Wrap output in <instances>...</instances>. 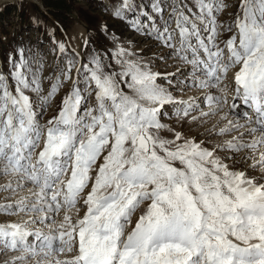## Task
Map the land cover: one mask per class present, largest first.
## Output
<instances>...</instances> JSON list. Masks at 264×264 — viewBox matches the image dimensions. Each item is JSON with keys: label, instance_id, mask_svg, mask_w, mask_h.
I'll return each instance as SVG.
<instances>
[{"label": "snow or ice", "instance_id": "obj_1", "mask_svg": "<svg viewBox=\"0 0 264 264\" xmlns=\"http://www.w3.org/2000/svg\"><path fill=\"white\" fill-rule=\"evenodd\" d=\"M227 7L115 0L113 17L165 50L169 73L119 45L116 70L77 53L45 77L23 49L9 57L0 70V174L28 195L0 204L19 217L0 220L2 264H264V0H239L225 24ZM68 82L42 124L37 105ZM191 87L206 90L208 111L173 94ZM166 106L178 122L220 114L223 126L206 131L222 139L163 122Z\"/></svg>", "mask_w": 264, "mask_h": 264}, {"label": "rangeland", "instance_id": "obj_2", "mask_svg": "<svg viewBox=\"0 0 264 264\" xmlns=\"http://www.w3.org/2000/svg\"><path fill=\"white\" fill-rule=\"evenodd\" d=\"M114 2L115 0H7L0 2V70L7 71L10 67L9 57L16 56L18 58L17 52L20 49L24 50V55L29 60L43 62L45 77L51 74L57 64H65L66 57L74 56L77 53L83 58L82 62H87L88 54H99L105 64H112L113 70H116L111 57L119 45L135 51L137 57L150 60L153 71L162 74L173 72L175 70L173 61L159 59V56L166 55L165 50L158 49L151 38L133 32L129 27L130 19L120 20L113 17L112 5ZM144 2L147 3V0ZM224 3L228 7L219 15V20L227 24L234 19L239 0H224ZM131 15L129 13V16ZM78 28L82 29L80 34H78ZM77 34L79 43L76 42ZM86 40L88 41L87 45H85ZM61 43L65 45L64 53L59 50ZM78 46L79 48L76 50ZM75 76L76 73L73 70V77L75 78ZM70 83L68 82L62 88L50 104L44 108L37 105V111L40 113L38 118L42 124L56 114L60 100L68 91ZM158 83L167 86V81L163 78L159 79ZM48 84L49 82L45 80V90H47ZM194 90L200 89L195 87L187 88L184 91L176 89L173 93L174 95H187L188 93L193 94ZM206 105L203 107L205 108ZM165 111L168 112V115L162 118L163 122L186 135L196 136L198 139L209 138L207 140L211 139L213 143L222 139L215 134L212 135V138L211 136L207 137L208 132L203 128L206 124L213 125L212 121H216L214 124L217 128L223 126L224 121L216 118L220 114L201 117L196 122L189 123L187 119L178 122L174 115V108L171 106H166ZM192 115L199 116V112H194ZM203 121L210 122L204 123ZM9 178L12 179L0 174V185L7 184ZM27 187L15 188L13 186L16 189L15 192L11 189L0 190V204L9 198L16 200L19 197H24L23 192ZM11 217L0 213V220H9ZM5 259L6 254L0 253V264Z\"/></svg>", "mask_w": 264, "mask_h": 264}, {"label": "bare ground", "instance_id": "obj_3", "mask_svg": "<svg viewBox=\"0 0 264 264\" xmlns=\"http://www.w3.org/2000/svg\"><path fill=\"white\" fill-rule=\"evenodd\" d=\"M2 1H7V0H0V2H2ZM34 1H37V0H34ZM82 32V29H80V28H78V34H80ZM76 35L77 36V38H76V42L77 43H79L78 41V39H79V35ZM121 40V39H120ZM71 42V41H70ZM75 45H76V43H75ZM73 46V45H72ZM74 47V46H73ZM78 48H79V46L78 47H76V50H78ZM75 50V49H74ZM80 52V51H79ZM170 61H172V60H170ZM190 91V90H189ZM195 92L192 94V93H188L187 95H175V96H177L178 98H180V99H183V100H188L189 99V97H192V98H194L195 100H196V102L199 104V107L202 109V110H204V111H208V105H206V107L204 108L203 107V105H205V104H207V102L205 101V99H204V95H203V92L204 91H206V90H194ZM174 94V93H173ZM243 108H245V106H243ZM240 112H242V110H240ZM194 113V112H193ZM192 113V114H193ZM216 118H220V115H217V117ZM229 118H232V115L230 114L229 115ZM208 121H206V123H207ZM210 122V121H209ZM208 122V123H209ZM213 122V125H215L214 124V122H216V121H212ZM241 122H242V120H241ZM218 123V122H217ZM224 123V122H223ZM213 125L212 124H206L203 128H204V130L206 131V129H211L212 127H213ZM201 129V128H200ZM199 129V130H200ZM204 133V131L202 132V134ZM214 134V133H213ZM212 134V135H213ZM212 135H211V138H212ZM205 137H206V135H204ZM210 135H209V133L207 134V137H209ZM207 139H209V138H207ZM206 139V140H207ZM211 140V139H210ZM9 182H13V181H15L13 178L12 179H10L9 178V180H8ZM8 181L6 182V183H8ZM5 184V183H4ZM3 184V185H4ZM12 185L16 188V183H12ZM20 192V191H19ZM23 195L25 196V195H28V192H27V189L23 192ZM15 196V195H14ZM17 196V195H16ZM20 198V197H19ZM18 198V199H19ZM9 201H14V200H11L10 198L6 201V202H4V203H7V202H9ZM19 219V217L18 216H12L9 220H18ZM7 255H6V259H7Z\"/></svg>", "mask_w": 264, "mask_h": 264}]
</instances>
